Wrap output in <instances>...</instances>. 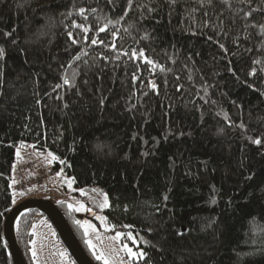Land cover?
Masks as SVG:
<instances>
[{
    "label": "trees",
    "instance_id": "obj_1",
    "mask_svg": "<svg viewBox=\"0 0 264 264\" xmlns=\"http://www.w3.org/2000/svg\"><path fill=\"white\" fill-rule=\"evenodd\" d=\"M0 48V264L21 144L107 194L134 264H264V0H0Z\"/></svg>",
    "mask_w": 264,
    "mask_h": 264
},
{
    "label": "rangeland",
    "instance_id": "obj_2",
    "mask_svg": "<svg viewBox=\"0 0 264 264\" xmlns=\"http://www.w3.org/2000/svg\"><path fill=\"white\" fill-rule=\"evenodd\" d=\"M19 149L20 155L19 157L16 154V160L14 164V173L15 168L17 164L23 160V159H29L31 162H34L37 169H43L44 171L48 172V174H51L48 176V178L45 180V182L50 186L51 190L55 193V197H50L48 194H45V197L51 201H53L55 204L60 203V207L62 210H65V212L68 214V212H72L74 210H71L68 208L69 204H78L79 202H82L85 204L87 208H91L92 211H75L76 214H81L84 216L83 221H90L92 224L96 226V231L89 232L88 236H85L84 227L81 225H78L76 223L77 220L71 219V223L73 225L74 231L81 241V244L83 245L85 251L88 253V255L92 258V260L96 261L97 264H103V261H99L95 258L93 249H91L88 246L87 240L91 239L93 243L96 245V253L102 249L108 254H112V249L116 248L119 250L122 246V244L127 243L130 247L135 249L134 244H130L129 241L122 237L119 241H113L110 240L109 237L115 236L116 232H122V230L113 231L110 226V230H106L104 225L109 224L104 221L98 220L97 216H104L102 213L101 208L94 209L93 204L94 201H102L104 196L98 188H89L84 189L85 193L84 195L81 194L79 189H75L73 184L72 187L69 188L67 184V177L63 173L61 175H57L58 172H51V166L55 160H52V157L48 155L49 151L39 152L32 148L31 145L27 144H21L18 145L16 148ZM13 183V182H12ZM92 189H97L98 191L93 192ZM40 190H36L37 193H39ZM74 191H77V194H74ZM41 193V192H40ZM32 194L31 191L26 190V193H17L13 189V201L17 204L22 199L28 198L29 195ZM88 203H91V206L88 205ZM95 213V214H94ZM33 226H35V234H33ZM28 233L30 234V237L28 239V257L31 264H75L73 260L70 258L69 254L67 253L65 247L61 243L60 239L58 238L54 228L50 224V222L47 220L45 216H37L34 217L30 223ZM97 236L101 237L100 240L97 239ZM35 241V245L33 246L32 241ZM35 247L37 255L36 257L32 256V249ZM61 253H64L63 256H61ZM123 258L124 264H134L135 260L133 259L131 261L128 260L127 254L123 251L119 252V256L113 257V264H120V259Z\"/></svg>",
    "mask_w": 264,
    "mask_h": 264
},
{
    "label": "water",
    "instance_id": "obj_3",
    "mask_svg": "<svg viewBox=\"0 0 264 264\" xmlns=\"http://www.w3.org/2000/svg\"><path fill=\"white\" fill-rule=\"evenodd\" d=\"M26 211H35L47 218L75 264H96L85 251L62 210L53 201L43 197H30L20 201L4 217L2 236L7 244L12 264H27L15 233L17 220Z\"/></svg>",
    "mask_w": 264,
    "mask_h": 264
},
{
    "label": "snow or ice",
    "instance_id": "obj_4",
    "mask_svg": "<svg viewBox=\"0 0 264 264\" xmlns=\"http://www.w3.org/2000/svg\"><path fill=\"white\" fill-rule=\"evenodd\" d=\"M81 13H84V9L81 8L79 10ZM109 23H111V21H109ZM78 27H83L81 25H77ZM83 31L85 33H87L89 31L88 28H83ZM100 31H105V28H100ZM69 37L72 36V33H68ZM115 35V34H114ZM85 39H87V36H85ZM74 43L76 42L75 40L73 41ZM91 43L93 45L97 44V43H103V41H97L96 39H92ZM114 46V45H113ZM221 47H223V45H221ZM4 55V49L3 48H0V56H3ZM143 56L144 53H143V50H141L139 53H136L135 51L133 52V56ZM76 59H79V57H76ZM146 62L147 63H150V64H154L153 61L151 60H148L146 57ZM255 72V69H253V73ZM76 73L73 72V76H75ZM70 81L68 79L67 76H65L64 78V84H68ZM152 88H156V84L154 82H150ZM57 88L60 87V85H56ZM254 143L256 144H260L261 141L259 139L255 140ZM17 156L19 157L20 155V152H19V149H17ZM48 155L50 157H52V160H56L58 159V157H56L53 153L49 152ZM62 174V170L61 172H58L57 175H61ZM13 183H15V181H13ZM74 183V178H68L67 179V184H68V187L71 188L72 187V184ZM79 191L81 192L82 195L86 194L85 193V190L84 189H79ZM93 192L95 191H98L97 189H92ZM104 198L102 201H94L97 206L101 209H105V208H108L110 205H109V200H108V196L107 194H103ZM164 199L166 200L167 199V196L164 197ZM15 202V201H13ZM68 208L71 209V210H74V211H77V212H80V211H88V212H91L92 209L91 208H87L85 206L84 203L82 202H79L78 204H69L68 205ZM95 214V213H94ZM98 220L104 222L106 221V217L104 216H97L96 217ZM76 223L78 225H81L82 227H84V231H85V236H88L89 235V232L92 231V232H95L96 231V226L94 224H92L90 221H80V220H77ZM105 229L106 230H110V226H108L107 224L104 225ZM114 227V226H112ZM125 227H129V226H125ZM33 234H35V226H33ZM125 236V233H122V232H116L115 236H112V237H109L110 240H113V241H119L121 240L122 237ZM97 239L100 240L101 237L97 236ZM127 239L131 240L133 244H136L138 243L135 239V237L131 234V233H128L127 234ZM35 241L33 240L32 241V244L33 246L35 245ZM87 243H88V246L93 249V252H94V255H95V258L99 261H103V264H113V257L114 256H119V252L120 251H123L127 254V257H128V260L131 261L133 259H143L144 256L146 255V253H144L142 250H134L132 247H130L127 243H124L122 244L121 248L119 250H117L116 248H113L112 249V254H108L106 253L104 250H100L98 252V254L96 253V245L93 243V241L91 239L87 240ZM37 255V252H36V249L35 247H33L32 249V256L33 257H36ZM64 253H61V256H63ZM120 264H124V260L123 258L120 259Z\"/></svg>",
    "mask_w": 264,
    "mask_h": 264
},
{
    "label": "built area",
    "instance_id": "obj_5",
    "mask_svg": "<svg viewBox=\"0 0 264 264\" xmlns=\"http://www.w3.org/2000/svg\"><path fill=\"white\" fill-rule=\"evenodd\" d=\"M33 163L26 162L20 165L16 173L15 191L26 193V190L31 191L30 196H43L48 194L50 197H55V193L50 186L45 182L49 175L43 169H36ZM36 190H40L39 193ZM41 192V193H40Z\"/></svg>",
    "mask_w": 264,
    "mask_h": 264
}]
</instances>
